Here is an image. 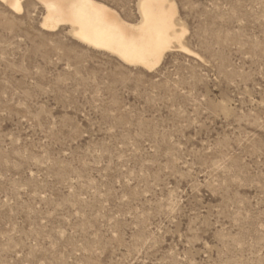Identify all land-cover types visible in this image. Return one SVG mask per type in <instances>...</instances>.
<instances>
[{
	"label": "rangeland",
	"instance_id": "rangeland-1",
	"mask_svg": "<svg viewBox=\"0 0 264 264\" xmlns=\"http://www.w3.org/2000/svg\"><path fill=\"white\" fill-rule=\"evenodd\" d=\"M171 1L145 70L0 0V264H264V0Z\"/></svg>",
	"mask_w": 264,
	"mask_h": 264
},
{
	"label": "bare ground",
	"instance_id": "bare-ground-1",
	"mask_svg": "<svg viewBox=\"0 0 264 264\" xmlns=\"http://www.w3.org/2000/svg\"><path fill=\"white\" fill-rule=\"evenodd\" d=\"M2 1L12 11L22 12V0ZM35 1L44 8V29L67 26L82 44L110 53L130 66L152 70L175 45L186 51L181 43L186 29L178 28L177 7L171 0H137L139 20L135 23L96 0Z\"/></svg>",
	"mask_w": 264,
	"mask_h": 264
}]
</instances>
